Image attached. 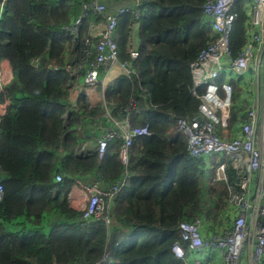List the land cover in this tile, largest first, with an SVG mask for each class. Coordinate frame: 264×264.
I'll return each mask as SVG.
<instances>
[{
    "label": "trees",
    "instance_id": "16d2710c",
    "mask_svg": "<svg viewBox=\"0 0 264 264\" xmlns=\"http://www.w3.org/2000/svg\"><path fill=\"white\" fill-rule=\"evenodd\" d=\"M86 1L0 0V62L9 60L13 71L0 89V105L7 104L0 125V264H93L105 254L111 264H186L172 251L180 222L224 223L229 194L227 184L214 179L221 158L191 156L177 124L199 115L190 63L216 38L204 17L206 0H105L111 12L130 6L139 13L120 14L114 34L120 59L134 71L104 92L100 83L90 92L78 69L101 17L91 13L76 36L67 29ZM246 22L240 7L234 55L246 42ZM135 26L139 55L132 59ZM235 92L232 123L239 84ZM128 109L133 124L151 134L135 139L125 166L120 140L100 156L98 139L112 125L109 115L118 120ZM228 174L236 185L232 167ZM127 175L110 206L109 226L83 219L70 205L76 179L107 188Z\"/></svg>",
    "mask_w": 264,
    "mask_h": 264
},
{
    "label": "built area",
    "instance_id": "2783aa9c",
    "mask_svg": "<svg viewBox=\"0 0 264 264\" xmlns=\"http://www.w3.org/2000/svg\"><path fill=\"white\" fill-rule=\"evenodd\" d=\"M2 7L3 4L0 14ZM240 7L247 15L246 42L234 55L231 38ZM125 12L138 14L139 10L120 6L111 12L104 0L86 1L81 15L67 26L76 36L91 13L101 17L92 27V40L87 39V48L82 49L83 62L78 64V69L85 71L84 83L90 92H95L99 83L104 92L106 85L115 81L109 80L115 66L122 74L130 75L134 71L131 62L120 59L114 36L118 17ZM203 13L216 38L201 48L190 63L193 93L200 98L199 115L190 121L179 118L177 124L186 137L191 156L221 158L215 166L214 179L225 182L229 194L224 223L211 227L205 217L180 222V240L174 242L172 251L186 264H210L217 254L223 264H264V0H206ZM137 45L132 43L130 48L132 59L139 55ZM9 82L0 71V89ZM235 84L241 87V95L236 102L239 106L236 121L232 123ZM3 106L6 103L0 105V125L5 112L1 110ZM129 113L128 109L127 115L118 120L108 113L112 125L98 139L100 156L110 141L120 140L118 158L125 166L135 139L151 134L148 126L134 125ZM229 167L238 178L236 185L229 182ZM127 177L107 188L99 181L87 184L76 179L75 186L86 193V203L80 209L83 219L99 220L109 226L113 222L110 206ZM56 179L62 180V175L57 174ZM3 191L0 182V200ZM100 263L111 264L112 259L105 254L100 262L93 264Z\"/></svg>",
    "mask_w": 264,
    "mask_h": 264
},
{
    "label": "crops",
    "instance_id": "0c3cea01",
    "mask_svg": "<svg viewBox=\"0 0 264 264\" xmlns=\"http://www.w3.org/2000/svg\"><path fill=\"white\" fill-rule=\"evenodd\" d=\"M105 1V0H104ZM106 3V2H105ZM138 26L134 27V31L132 33V43H137V33ZM0 71L3 73V78L6 82H9L13 78V71L12 66L7 59H3L0 62ZM109 75V80L116 79L120 74H122V71L119 67L115 66ZM7 105V104H6ZM6 110V106L1 107V110ZM69 202L70 205L75 209H82L86 203V193L85 191L79 187L73 185L71 188V191L69 193ZM210 264H223L220 257H213L210 259Z\"/></svg>",
    "mask_w": 264,
    "mask_h": 264
},
{
    "label": "rangeland",
    "instance_id": "374dc122",
    "mask_svg": "<svg viewBox=\"0 0 264 264\" xmlns=\"http://www.w3.org/2000/svg\"><path fill=\"white\" fill-rule=\"evenodd\" d=\"M111 74V73H110ZM89 98H93V96L91 97H89ZM235 98H237V94H236V92H234V101H235ZM239 99H240V97H238ZM219 183H221V182H219ZM222 184V183H221ZM208 183H207V180H202V188H203V192H204V196H206V197H208L209 195H208V192H209V188H208ZM209 194H210V192H209ZM222 215V214H221ZM224 215H225V211H224ZM224 215H222V216H224ZM221 216V217H222ZM216 257H220L219 256V254H217L216 255Z\"/></svg>",
    "mask_w": 264,
    "mask_h": 264
}]
</instances>
